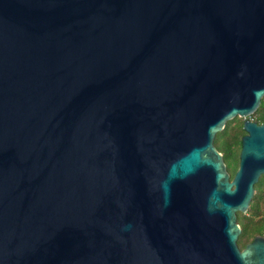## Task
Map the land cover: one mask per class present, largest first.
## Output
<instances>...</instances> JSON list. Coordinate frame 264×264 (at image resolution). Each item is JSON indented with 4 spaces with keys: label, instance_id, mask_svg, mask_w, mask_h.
Masks as SVG:
<instances>
[{
    "label": "water",
    "instance_id": "95a60500",
    "mask_svg": "<svg viewBox=\"0 0 264 264\" xmlns=\"http://www.w3.org/2000/svg\"><path fill=\"white\" fill-rule=\"evenodd\" d=\"M263 96L264 0H0V264H264Z\"/></svg>",
    "mask_w": 264,
    "mask_h": 264
},
{
    "label": "flooded vegetation",
    "instance_id": "af4514ba",
    "mask_svg": "<svg viewBox=\"0 0 264 264\" xmlns=\"http://www.w3.org/2000/svg\"><path fill=\"white\" fill-rule=\"evenodd\" d=\"M255 123L257 125L262 124L258 122ZM231 176H229V178H231ZM234 215L235 224L238 228V234L234 242L237 252L240 253L246 248L252 242L253 238H258L264 242V174L260 175L257 182L253 185L252 197L246 211L242 214L236 212Z\"/></svg>",
    "mask_w": 264,
    "mask_h": 264
},
{
    "label": "trees",
    "instance_id": "16d2710c",
    "mask_svg": "<svg viewBox=\"0 0 264 264\" xmlns=\"http://www.w3.org/2000/svg\"><path fill=\"white\" fill-rule=\"evenodd\" d=\"M251 116L255 118L253 120L255 122H264V96L260 100L258 108ZM241 135H243L241 121L235 118L226 122L224 128L219 133H216L213 138L212 144L221 155L226 172L229 176L233 174L237 166V154L240 144L239 138Z\"/></svg>",
    "mask_w": 264,
    "mask_h": 264
},
{
    "label": "rangeland",
    "instance_id": "374dc122",
    "mask_svg": "<svg viewBox=\"0 0 264 264\" xmlns=\"http://www.w3.org/2000/svg\"><path fill=\"white\" fill-rule=\"evenodd\" d=\"M238 119H239V118H238ZM246 119H247V120H251V121H253L255 118L252 117V116H249V117H247ZM239 120L242 122V119H239ZM241 136H242V135H241ZM241 136H240V137H241Z\"/></svg>",
    "mask_w": 264,
    "mask_h": 264
}]
</instances>
